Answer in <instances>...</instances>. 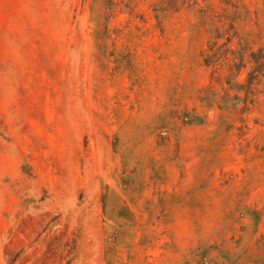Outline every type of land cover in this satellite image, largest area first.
<instances>
[{"label": "rangeland", "instance_id": "rangeland-1", "mask_svg": "<svg viewBox=\"0 0 264 264\" xmlns=\"http://www.w3.org/2000/svg\"><path fill=\"white\" fill-rule=\"evenodd\" d=\"M0 264H264V0H0Z\"/></svg>", "mask_w": 264, "mask_h": 264}]
</instances>
